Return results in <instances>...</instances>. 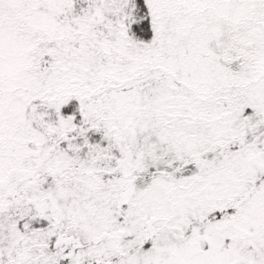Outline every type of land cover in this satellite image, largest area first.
Wrapping results in <instances>:
<instances>
[{
	"label": "snow or ice",
	"instance_id": "6c2138e0",
	"mask_svg": "<svg viewBox=\"0 0 264 264\" xmlns=\"http://www.w3.org/2000/svg\"><path fill=\"white\" fill-rule=\"evenodd\" d=\"M0 264H264V0H0Z\"/></svg>",
	"mask_w": 264,
	"mask_h": 264
}]
</instances>
